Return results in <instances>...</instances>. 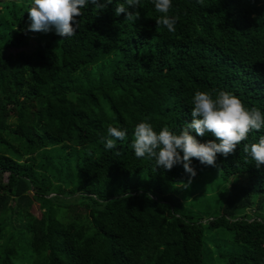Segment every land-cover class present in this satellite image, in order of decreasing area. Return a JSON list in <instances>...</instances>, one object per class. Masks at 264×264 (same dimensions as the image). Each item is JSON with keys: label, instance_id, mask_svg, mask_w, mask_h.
<instances>
[{"label": "trees", "instance_id": "obj_1", "mask_svg": "<svg viewBox=\"0 0 264 264\" xmlns=\"http://www.w3.org/2000/svg\"><path fill=\"white\" fill-rule=\"evenodd\" d=\"M33 3L0 0V264H264V218L247 216L264 203V165L244 150L264 127L217 154L214 169L232 181L218 215L204 221L188 217L177 196L190 175L183 163L166 170L133 148L140 122L157 134L191 124L197 91L214 99L227 91L264 113V0H171L167 14L139 0L136 21L115 15L126 0L101 10L88 0L73 36L35 32L25 52ZM163 15L176 18L174 32L156 23ZM109 127L126 136L106 150ZM40 151L58 154L37 161ZM190 166L191 180L211 169L195 158ZM76 193L84 219L62 203ZM218 230L230 247L203 251Z\"/></svg>", "mask_w": 264, "mask_h": 264}, {"label": "clouds", "instance_id": "obj_2", "mask_svg": "<svg viewBox=\"0 0 264 264\" xmlns=\"http://www.w3.org/2000/svg\"><path fill=\"white\" fill-rule=\"evenodd\" d=\"M88 0H34V6L28 11L32 32H48L55 29L61 37H71L75 34L73 22L82 15L81 10L86 7ZM96 9L107 7L111 0L98 3L91 0ZM115 8V15L125 14L127 19L140 18L139 11L135 9L139 0H126ZM155 9L167 14L172 7L171 0H155ZM157 24L166 26L170 32L175 31V17L161 16ZM78 27V24H76ZM191 116L193 120L179 134H174L168 127L155 132L147 122H140L134 129L133 148L138 158H155L157 167L171 170L177 163H183V168L189 175L188 184L195 177L196 172L190 166L192 158L201 164L215 166L217 154L227 157L237 148L242 141L247 139L252 130L259 132L264 127V113L258 108H247L241 100L227 91H219L215 99L207 92L197 91L193 97ZM193 130L197 136H204L206 132L215 136L219 142L208 141L200 143L190 134ZM108 136L105 137L106 150L115 149L117 141H123L126 129L109 127ZM178 150L182 151L181 157ZM245 152H250L251 158L257 167L264 165V136L257 143L245 146ZM188 185H185L187 187Z\"/></svg>", "mask_w": 264, "mask_h": 264}, {"label": "rangeland", "instance_id": "obj_3", "mask_svg": "<svg viewBox=\"0 0 264 264\" xmlns=\"http://www.w3.org/2000/svg\"><path fill=\"white\" fill-rule=\"evenodd\" d=\"M34 6V3L32 4ZM35 45V32H30V36L27 39V45L23 48L25 52H30ZM61 85L60 79H55L52 87ZM10 126L15 125L14 119L9 121ZM57 152L54 151L49 153L48 151H40L36 155L39 161L43 156L49 155V157L54 158L57 156ZM211 169L206 168L202 171L195 179L191 180V183L182 182L181 184L176 186L178 191V197L183 207V212L190 217L191 219L202 218V221L206 220L208 217H215L218 215V208L221 204L222 195L224 193V189L227 188L232 178L225 182L221 174L217 169H214L213 166ZM185 185H188L185 187ZM78 184L76 183V179L73 178L71 184H68V189H73L76 191ZM28 210L29 212L38 217L39 209L37 203L30 199ZM84 201L79 197L76 193L74 196L70 198H66L62 200L63 204H71L76 207L75 214H77L81 219L85 218V214L83 212V206L81 205ZM53 212L56 217L61 214V210L58 209ZM247 216L249 218H264V203L261 205L255 212H247ZM15 226H18L15 224ZM217 233V234H216ZM229 232L225 231H216L212 234H207L204 238L203 251H207L208 249H212L214 252L217 251L215 246L229 248ZM216 256V255H215ZM205 264H210L206 262Z\"/></svg>", "mask_w": 264, "mask_h": 264}]
</instances>
